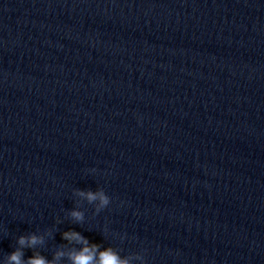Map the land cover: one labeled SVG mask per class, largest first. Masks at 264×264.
Segmentation results:
<instances>
[{
  "label": "clouds",
  "instance_id": "9594fccd",
  "mask_svg": "<svg viewBox=\"0 0 264 264\" xmlns=\"http://www.w3.org/2000/svg\"><path fill=\"white\" fill-rule=\"evenodd\" d=\"M76 194L85 197L89 203L96 201L99 197L97 212L106 208L110 203V197L104 192L78 190ZM69 216L77 223L83 221V213L78 209H72ZM62 238L70 243L82 245L80 249H73L67 254L69 264H130L128 256H121L110 246L101 249L97 244H89L85 237L73 230L62 233ZM43 242V236H38L35 233L19 236L17 239L18 247L7 255L4 264H56L57 260L65 255L62 250H57L51 261L35 251L31 257L25 258L24 249H35L37 245ZM135 258L144 264V257L141 254L136 253Z\"/></svg>",
  "mask_w": 264,
  "mask_h": 264
}]
</instances>
